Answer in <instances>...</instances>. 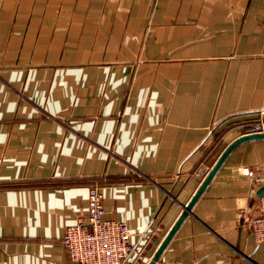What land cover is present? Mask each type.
I'll return each instance as SVG.
<instances>
[{
  "label": "crops",
  "instance_id": "obj_1",
  "mask_svg": "<svg viewBox=\"0 0 264 264\" xmlns=\"http://www.w3.org/2000/svg\"><path fill=\"white\" fill-rule=\"evenodd\" d=\"M263 109L264 0H0V264H81L61 238L91 184L142 245L122 264H146ZM263 184L246 139L154 264H264Z\"/></svg>",
  "mask_w": 264,
  "mask_h": 264
},
{
  "label": "built area",
  "instance_id": "obj_2",
  "mask_svg": "<svg viewBox=\"0 0 264 264\" xmlns=\"http://www.w3.org/2000/svg\"><path fill=\"white\" fill-rule=\"evenodd\" d=\"M247 132H264V109L257 119L248 123L241 134ZM210 168L208 164L196 174L204 176ZM244 174L252 175L253 170L241 167ZM102 194L97 185L87 188L86 221L77 219L66 226L61 242L71 259L81 264H122L131 254L142 252V245L131 241L130 231L125 221L104 218L105 208L101 201ZM256 214L249 218L247 224L254 238L264 245V194L258 197ZM147 238L151 231H145Z\"/></svg>",
  "mask_w": 264,
  "mask_h": 264
},
{
  "label": "water",
  "instance_id": "obj_3",
  "mask_svg": "<svg viewBox=\"0 0 264 264\" xmlns=\"http://www.w3.org/2000/svg\"><path fill=\"white\" fill-rule=\"evenodd\" d=\"M263 137H264V132H247V133L240 134V135L236 136L232 141H230L225 146V148L219 153V155L217 156V158L215 159L213 164L207 170V172L203 176L200 184L196 188L194 194L192 195L190 200L183 206L182 211L180 212V214L178 215V217L176 218L174 223L171 225V227L168 229V231L164 235L163 239L160 241V243L158 244V246L156 247V249L154 250V252L150 256V258L148 259L146 264H154L155 261L158 259L162 250L164 249V247L169 242L170 238L172 237V235L176 231L179 224L182 222V220L188 214V212L190 211L192 205L194 204V202L196 201L198 196L201 194V192L203 191L205 186L208 184L210 179L213 177V175L215 174L217 169L220 167V165L222 164V162L225 159V157L227 156V154L233 149V147L236 146L238 143L246 140V139L263 138ZM257 194H258V196H261L262 194H264V184L260 186L259 190L257 191Z\"/></svg>",
  "mask_w": 264,
  "mask_h": 264
}]
</instances>
